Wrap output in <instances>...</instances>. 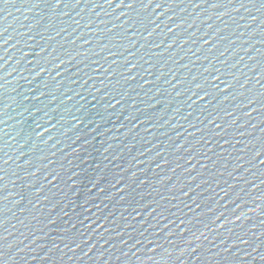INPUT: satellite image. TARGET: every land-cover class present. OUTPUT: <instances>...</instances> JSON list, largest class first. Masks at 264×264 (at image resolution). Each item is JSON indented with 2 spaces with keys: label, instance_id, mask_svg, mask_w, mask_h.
<instances>
[{
  "label": "water",
  "instance_id": "1",
  "mask_svg": "<svg viewBox=\"0 0 264 264\" xmlns=\"http://www.w3.org/2000/svg\"><path fill=\"white\" fill-rule=\"evenodd\" d=\"M0 178V264H264V0H0Z\"/></svg>",
  "mask_w": 264,
  "mask_h": 264
},
{
  "label": "snow or ice",
  "instance_id": "2",
  "mask_svg": "<svg viewBox=\"0 0 264 264\" xmlns=\"http://www.w3.org/2000/svg\"><path fill=\"white\" fill-rule=\"evenodd\" d=\"M60 2H62V0H57V3H60ZM121 3H124V0H121ZM128 7H131L130 3L128 4ZM0 179H2V178H0Z\"/></svg>",
  "mask_w": 264,
  "mask_h": 264
}]
</instances>
